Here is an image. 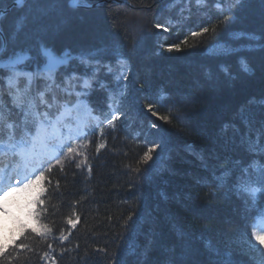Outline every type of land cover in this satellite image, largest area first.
<instances>
[{
    "label": "trees",
    "instance_id": "1",
    "mask_svg": "<svg viewBox=\"0 0 264 264\" xmlns=\"http://www.w3.org/2000/svg\"><path fill=\"white\" fill-rule=\"evenodd\" d=\"M104 1L82 0L80 5L92 8L74 9L69 0H57L40 37L56 56L103 50L91 88L72 81L76 91L86 93L80 99L102 119L109 112V93L124 87L116 79L123 68L129 76L123 115L114 128L86 129L74 147L80 155L53 161L46 173L52 183L45 181L43 197L47 211L40 220L52 231L40 237L18 229L3 244L0 264H219L225 242L231 259L254 264L246 233L264 207V192L256 193L251 207V197L236 185L242 168L253 161L264 164L258 150L264 145V0H240L227 24L215 0L200 5L196 0ZM13 3L0 0V10ZM21 18L29 35L22 33L18 45L31 47L29 65L43 64L27 1L0 20V29L7 41ZM202 27L209 31L190 34ZM117 55L127 64H118ZM95 67L73 59L57 72V82L65 71L90 75ZM57 99L76 97L58 93ZM149 103L157 115L147 111ZM0 110L18 124L22 120L6 88ZM152 122L159 130L150 127ZM22 130L14 129L17 138ZM156 142L163 150L157 148L144 163ZM128 216L136 224L126 229Z\"/></svg>",
    "mask_w": 264,
    "mask_h": 264
},
{
    "label": "snow or ice",
    "instance_id": "2",
    "mask_svg": "<svg viewBox=\"0 0 264 264\" xmlns=\"http://www.w3.org/2000/svg\"><path fill=\"white\" fill-rule=\"evenodd\" d=\"M14 2L20 7L25 5V0H14ZM81 2L82 0H69L71 7H77ZM27 3L33 32L37 36L36 49L45 60L43 64H36L35 67L27 63L33 59L29 55L31 47L18 45L22 33L26 37L29 35L24 32L23 18L15 22L7 41L3 38L2 29H0V92L6 88L12 105L19 109L22 115V120L18 124L10 118V113L0 110V218L10 217L21 232L30 230L31 233L44 237L46 233L52 231L47 224L40 222L41 216L47 211L43 207L45 204L43 197L48 190L45 181L48 185L52 183L46 173L52 171L53 161L57 164L62 163V156H70L73 153L80 155L77 149L72 147V141L85 138L88 134L85 129L95 131L101 124L115 127V121L123 115L120 110L121 98H127L129 95L126 91L129 76L122 68L116 79L125 84L124 87L118 88L117 92L109 93L108 115L103 119L101 116L94 115L92 109L80 99L86 93L76 91L72 81L79 80L82 89H90L91 81L102 64V61L96 57L101 55L103 50L81 53L78 57H73L66 50L61 56H56L52 49L42 42L40 33L45 28V20L57 6V0H27ZM196 3L203 4L204 0H196ZM238 5H240V0H215V7L223 16L222 23L227 24L235 19L233 8ZM3 17L4 12L0 11V19ZM156 27H163L164 31L169 30L161 24H156ZM208 31L207 27H202L200 31L192 30L190 34L199 36ZM18 46L19 50H17ZM261 47L264 49V45ZM171 50L172 48L168 49V51ZM73 59H78L84 65L94 63L96 67L90 75L88 73L78 75L74 70L65 71L61 73L62 82L58 83L57 72L61 67L67 69L69 62ZM117 63L123 66L127 64V61L122 55H117ZM243 66L245 71H249L246 63ZM103 67H106L109 72L112 71L110 64H103ZM37 81H43V83L37 87ZM101 87L104 85L101 84ZM58 93H63L66 97L75 96L76 99L60 101L57 99ZM145 107L153 116L157 115L153 111L154 104L149 103ZM52 109L55 111L50 112ZM18 127L23 129L19 138L16 137L14 131ZM150 127L159 130V125L155 122H152ZM104 146L99 145L97 150ZM157 148L163 150L162 143L156 142L148 148L143 157L144 163L153 159L152 153ZM258 150L264 154V145H260ZM84 160L86 162L87 157ZM88 170L91 171L90 168ZM229 171L230 169L226 170L225 175ZM241 172L243 175L237 178V190L251 197V207H255L256 193L264 192V164L253 161L247 168H242ZM56 186L59 187V182ZM10 197L14 198L12 204L20 215L11 210L8 204ZM245 203L247 211L248 201L246 200ZM37 206H40L39 210ZM127 219L129 223L125 224V228H133L136 221L132 216H128ZM67 223L74 226L71 218L67 219ZM248 227L251 231L246 233V243L253 253L251 259L254 264H264V207L257 211V215ZM60 239L65 240L67 237L62 235ZM215 251L219 254L218 249ZM3 254L4 246L0 243V256ZM231 255L228 242H225V259L219 264H243V262L231 259Z\"/></svg>",
    "mask_w": 264,
    "mask_h": 264
},
{
    "label": "rangeland",
    "instance_id": "3",
    "mask_svg": "<svg viewBox=\"0 0 264 264\" xmlns=\"http://www.w3.org/2000/svg\"><path fill=\"white\" fill-rule=\"evenodd\" d=\"M78 142H79L78 140L72 141V143H73L72 146L78 145ZM13 199H14L13 197H10L8 200V204H9L11 210L15 214L20 215V213L15 208V206L12 204ZM15 229L17 230L18 227L13 224L10 217L0 218V243H2V244L6 243V241L9 240V238H10L11 232L16 233Z\"/></svg>",
    "mask_w": 264,
    "mask_h": 264
},
{
    "label": "water",
    "instance_id": "4",
    "mask_svg": "<svg viewBox=\"0 0 264 264\" xmlns=\"http://www.w3.org/2000/svg\"><path fill=\"white\" fill-rule=\"evenodd\" d=\"M27 0H25L26 3ZM105 3H110V4H114V5H125L128 4V0H108V1H104ZM69 6L71 7L70 3ZM92 8V6H81L78 5L77 7H72V8ZM13 8H21L20 6H17L15 3H13L12 5H10L9 7H7L5 10H1L2 12H4V15L9 13L11 11V9ZM3 38L6 40L5 36L2 33Z\"/></svg>",
    "mask_w": 264,
    "mask_h": 264
},
{
    "label": "bare ground",
    "instance_id": "5",
    "mask_svg": "<svg viewBox=\"0 0 264 264\" xmlns=\"http://www.w3.org/2000/svg\"><path fill=\"white\" fill-rule=\"evenodd\" d=\"M83 6H91V5H83ZM6 9V8H5ZM5 9H2V10H5ZM86 9H88V8H86ZM12 10V9H11ZM1 11V10H0ZM11 12V11H10ZM9 12V13H10ZM9 13H7V14H9ZM7 14H5V15H7Z\"/></svg>",
    "mask_w": 264,
    "mask_h": 264
}]
</instances>
